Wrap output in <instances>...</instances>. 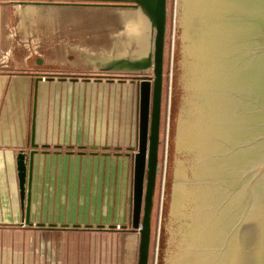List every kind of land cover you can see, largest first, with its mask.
Wrapping results in <instances>:
<instances>
[{"label": "water", "instance_id": "95a60500", "mask_svg": "<svg viewBox=\"0 0 264 264\" xmlns=\"http://www.w3.org/2000/svg\"><path fill=\"white\" fill-rule=\"evenodd\" d=\"M98 2L134 3L154 29L151 53L141 63L152 77H131L138 81L131 229L139 233L137 264H148L166 0ZM34 120L35 107L31 150L15 157L21 226L30 227ZM157 264H264V0H177Z\"/></svg>", "mask_w": 264, "mask_h": 264}, {"label": "crops", "instance_id": "0c3cea01", "mask_svg": "<svg viewBox=\"0 0 264 264\" xmlns=\"http://www.w3.org/2000/svg\"><path fill=\"white\" fill-rule=\"evenodd\" d=\"M36 1L45 4H34ZM53 4L0 0V227L21 226L23 221L15 157L20 150H31L34 107L37 148L30 185L31 227L42 222L61 223L67 216L75 221L84 217L80 223H85L96 214L98 206L102 212V180L96 173L97 166L101 170L98 155L127 158L123 164L127 174L129 171L130 158L126 153L119 154L124 148L122 141V146L112 148H102L97 143L103 141L104 120L109 142H120L119 123L111 118L108 106L120 86H131L138 93V83L129 78L150 70L142 69L141 63L151 53L152 40L149 52L143 53L144 49L139 48L141 54L133 53L135 56L129 58L110 49L103 51L90 37L84 41L55 37L67 24L72 25L74 14H80L81 8L116 9V24L120 13L112 6ZM138 9L142 11L140 7L131 10ZM44 13L46 21L40 27L39 15ZM149 26L151 37L153 28ZM40 31L46 32L45 38ZM81 166L88 170L91 166L90 179L79 175ZM122 194L123 222H116L115 226L126 221V186Z\"/></svg>", "mask_w": 264, "mask_h": 264}, {"label": "rangeland", "instance_id": "374dc122", "mask_svg": "<svg viewBox=\"0 0 264 264\" xmlns=\"http://www.w3.org/2000/svg\"><path fill=\"white\" fill-rule=\"evenodd\" d=\"M39 1L55 3L53 5L56 6L59 4L68 6V4L73 5L74 3L91 5L100 3L98 0ZM176 6L177 0H166L158 163L150 215L148 264H157L159 246L167 162ZM55 9L56 11L59 10L57 7ZM72 10L75 11L77 9L72 8ZM79 12L80 14H74L72 25L67 24L64 29H60L55 34V37L66 36L83 41L90 37L89 40L96 39L97 46H100L103 51L106 52V50L110 49L119 56H129V58L135 56L133 53L140 55L141 53L138 51L140 47V50L144 49L143 53L149 52L154 29L151 30L150 28V37L149 24L151 22L147 15L145 14L144 16V13L139 9L134 12L131 9L122 11L119 9V24L114 21L116 9L85 8L82 10L81 8ZM46 15L45 13L39 15L40 27L46 21L44 20ZM61 16L63 17L64 15L62 14ZM135 19L139 28H135L133 31V29H130V20L135 21ZM66 22L68 23V21ZM133 27L135 26L131 25V28ZM46 35L45 31H40V36L45 38ZM117 75L120 76V73ZM141 75L152 77V71L151 69L143 71ZM135 83H138V81H135ZM133 89L131 86H126L125 88L120 86L119 91L113 95L110 106H108L109 111L110 109L112 110L111 118L119 123L120 133L118 135L120 142L116 143L114 139L109 142L108 135L110 134L106 133L107 125L104 120L103 141H98L97 143V146L102 148H112L114 146H122V141L124 148L119 149V154L123 156V153H126L130 158L127 174V168L123 164L127 158L110 155H98L96 157L97 165L101 163V170L97 166L96 173L98 180L100 181V178L102 180V212H99L98 206L96 214L90 216L91 218L85 223H80L84 222V217L79 219L82 221H75L70 216H67L66 220L61 223L42 222L46 226L40 228L27 225L23 227H0V264H137L139 233L137 230L131 229L133 155L137 148L138 129V93ZM119 150H115V152L118 153ZM78 173L84 178L88 175L90 179L91 166L90 170L86 166H81L78 168ZM125 186L127 187L126 221L125 224L123 223L125 229L121 227L123 224H119L116 225V229L107 230L109 225L123 222L121 219L124 201L120 197L123 196L122 193ZM88 191L90 192L91 190L89 189ZM83 210L84 207H82ZM49 224H58V226L63 224L69 226L87 224L94 227L91 229H85L84 227L64 229L61 227L49 228L47 226ZM96 226H104L106 229L98 230Z\"/></svg>", "mask_w": 264, "mask_h": 264}, {"label": "flooded vegetation", "instance_id": "af4514ba", "mask_svg": "<svg viewBox=\"0 0 264 264\" xmlns=\"http://www.w3.org/2000/svg\"><path fill=\"white\" fill-rule=\"evenodd\" d=\"M104 6H112L113 8L117 9H137L138 6L135 7L134 3L129 2H118L113 4H102Z\"/></svg>", "mask_w": 264, "mask_h": 264}, {"label": "bare ground", "instance_id": "6f19581e", "mask_svg": "<svg viewBox=\"0 0 264 264\" xmlns=\"http://www.w3.org/2000/svg\"><path fill=\"white\" fill-rule=\"evenodd\" d=\"M130 22H131V23H130ZM130 22H129V23H130L132 26H135V27L131 28V25H130V29H133V31H134L135 28H136V29L139 28V26L136 24V19H135V21H131V20H130ZM140 48H141V47H140Z\"/></svg>", "mask_w": 264, "mask_h": 264}]
</instances>
